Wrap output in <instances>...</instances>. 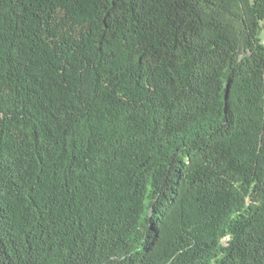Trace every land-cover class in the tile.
<instances>
[{
	"label": "trees",
	"instance_id": "1",
	"mask_svg": "<svg viewBox=\"0 0 264 264\" xmlns=\"http://www.w3.org/2000/svg\"><path fill=\"white\" fill-rule=\"evenodd\" d=\"M264 0H0V264H264Z\"/></svg>",
	"mask_w": 264,
	"mask_h": 264
},
{
	"label": "rangeland",
	"instance_id": "2",
	"mask_svg": "<svg viewBox=\"0 0 264 264\" xmlns=\"http://www.w3.org/2000/svg\"><path fill=\"white\" fill-rule=\"evenodd\" d=\"M260 39H261L262 43L264 44V28H262L260 31Z\"/></svg>",
	"mask_w": 264,
	"mask_h": 264
}]
</instances>
